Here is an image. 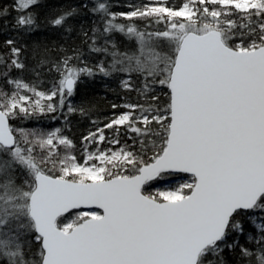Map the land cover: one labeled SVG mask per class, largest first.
I'll list each match as a JSON object with an SVG mask.
<instances>
[{
    "label": "snow or ice",
    "instance_id": "6c2138e0",
    "mask_svg": "<svg viewBox=\"0 0 264 264\" xmlns=\"http://www.w3.org/2000/svg\"><path fill=\"white\" fill-rule=\"evenodd\" d=\"M40 3L13 0L0 18L15 11L25 34L76 30L81 8L38 23ZM82 8L98 19L80 25L81 45H54L58 58L29 67L12 38L0 54V264H228L225 250L234 264H264V0ZM98 76L136 97L90 119L78 149L70 117L93 109L73 97ZM175 174L189 178L153 187Z\"/></svg>",
    "mask_w": 264,
    "mask_h": 264
},
{
    "label": "trees",
    "instance_id": "16d2710c",
    "mask_svg": "<svg viewBox=\"0 0 264 264\" xmlns=\"http://www.w3.org/2000/svg\"><path fill=\"white\" fill-rule=\"evenodd\" d=\"M85 0H41V3L36 5L31 10L38 14V23L43 21L44 17L50 13L53 8H68L77 7L81 8V15H77L69 19L68 23L73 24L75 29L70 36L65 38V34L62 28H54L50 25L40 23L38 30L25 34L23 31H18L13 29V18L17 15L15 11L10 10V14L7 17L0 18V54H7L10 50L5 45V41L9 38L15 39L17 41V46L26 45V50L24 51V57L26 58L25 63L32 67L39 63L43 59L58 58L61 54L55 48L60 45H65L69 49L74 45H81V37L77 35V31L81 24L84 25L86 29L91 27V22L94 19H98L88 12L87 9L82 8V4ZM114 4H127L128 0H111ZM136 2V0H133ZM13 0H0V5L11 6ZM88 6L92 7V0H87ZM113 11H127L125 7H114ZM7 20V26L5 27L4 21ZM138 24L140 22H137ZM117 40L121 44V50L124 49L126 41L122 36L117 34ZM85 52L87 51L86 46H83ZM49 49V51H45ZM35 53V55H34ZM92 62L101 59L100 54H93L91 56H86ZM16 76L18 73L13 70L11 73ZM26 79H31L30 73H24ZM123 78V77H121ZM135 79V77H134ZM114 90V91H113ZM128 95L135 99L136 93H124L119 88V80L114 78H103L96 77L92 80H85L83 83L77 85L76 94L73 97V102L80 104L84 102L86 107L92 108L93 111L90 117L84 118L80 115H72L70 117V125L66 128L65 134L74 140L77 148L80 147V140L83 134H86L90 128V119H96L97 117H103L111 112L112 102H121L120 97ZM63 125V117L58 120H51L50 118H41L37 124L35 121L25 122L23 126L25 127H36L43 126L45 128L60 127ZM245 232L252 231L255 234V230L251 227L247 220H244ZM231 239V237H230ZM240 242L245 243V237H240ZM225 258L228 264H234V257L231 253L225 250Z\"/></svg>",
    "mask_w": 264,
    "mask_h": 264
},
{
    "label": "rangeland",
    "instance_id": "374dc122",
    "mask_svg": "<svg viewBox=\"0 0 264 264\" xmlns=\"http://www.w3.org/2000/svg\"><path fill=\"white\" fill-rule=\"evenodd\" d=\"M17 123H19V122H17ZM188 178L189 177L186 174H175L171 177L165 178L160 183L153 184V187L155 188V187H164L165 185H175V184H178V183H180L183 180H186ZM81 210H83V209H81ZM75 211L76 210L71 211V213L66 214V216H69V218H70L71 214H74Z\"/></svg>",
    "mask_w": 264,
    "mask_h": 264
}]
</instances>
